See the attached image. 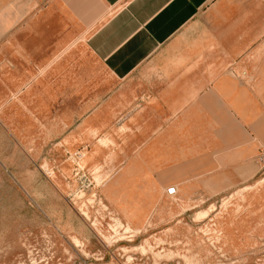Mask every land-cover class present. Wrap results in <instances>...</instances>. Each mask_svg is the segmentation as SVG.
<instances>
[{
	"label": "rangeland",
	"instance_id": "rangeland-1",
	"mask_svg": "<svg viewBox=\"0 0 264 264\" xmlns=\"http://www.w3.org/2000/svg\"><path fill=\"white\" fill-rule=\"evenodd\" d=\"M65 20L27 34L52 45L44 60L0 29V264H264V146L249 175H194L218 138L153 126L149 92Z\"/></svg>",
	"mask_w": 264,
	"mask_h": 264
},
{
	"label": "crops",
	"instance_id": "crops-1",
	"mask_svg": "<svg viewBox=\"0 0 264 264\" xmlns=\"http://www.w3.org/2000/svg\"><path fill=\"white\" fill-rule=\"evenodd\" d=\"M248 1L0 0V29L19 38L4 49L44 60L49 51L41 50L52 45L42 34L64 16L69 32L114 76L149 92V111L162 114L153 126L209 129L218 138L195 159L194 175L244 176L264 146L255 132L264 117L257 113L264 108V0ZM51 73L52 66L38 81ZM160 143L159 161H166L165 145L174 142L164 132Z\"/></svg>",
	"mask_w": 264,
	"mask_h": 264
},
{
	"label": "bare ground",
	"instance_id": "bare-ground-1",
	"mask_svg": "<svg viewBox=\"0 0 264 264\" xmlns=\"http://www.w3.org/2000/svg\"><path fill=\"white\" fill-rule=\"evenodd\" d=\"M170 191H171V192H173V191H174V189H173V188H171V189H170Z\"/></svg>",
	"mask_w": 264,
	"mask_h": 264
}]
</instances>
